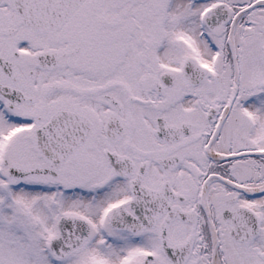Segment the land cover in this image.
<instances>
[{"label": "snow or ice", "instance_id": "1", "mask_svg": "<svg viewBox=\"0 0 264 264\" xmlns=\"http://www.w3.org/2000/svg\"><path fill=\"white\" fill-rule=\"evenodd\" d=\"M0 264H264V0H0Z\"/></svg>", "mask_w": 264, "mask_h": 264}]
</instances>
